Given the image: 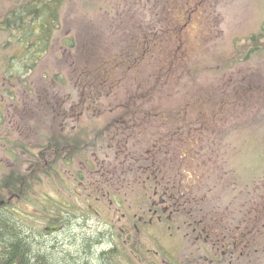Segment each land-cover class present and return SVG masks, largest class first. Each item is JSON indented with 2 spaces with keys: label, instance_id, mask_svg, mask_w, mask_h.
<instances>
[{
  "label": "flooded vegetation",
  "instance_id": "obj_1",
  "mask_svg": "<svg viewBox=\"0 0 264 264\" xmlns=\"http://www.w3.org/2000/svg\"><path fill=\"white\" fill-rule=\"evenodd\" d=\"M57 19L49 45L60 10ZM6 44L0 216L12 236L0 245V264H93L97 256L103 264H264V183L247 192L249 203H236L228 171L210 166L208 140L197 135L219 130L217 119L202 107L175 115L146 108L139 91L119 98L109 68L136 72L141 57L103 60L93 46L82 57L92 70L78 71L74 90L63 92L60 66L32 90L40 59L30 69L27 38ZM13 238L21 247L10 257Z\"/></svg>",
  "mask_w": 264,
  "mask_h": 264
},
{
  "label": "rangeland",
  "instance_id": "obj_2",
  "mask_svg": "<svg viewBox=\"0 0 264 264\" xmlns=\"http://www.w3.org/2000/svg\"><path fill=\"white\" fill-rule=\"evenodd\" d=\"M20 1L0 0V68L12 54L4 18ZM60 22L54 43L28 76L32 90L52 80L59 66L63 92L74 90L78 71L92 70L83 68L82 58L92 46V54L104 51L103 60L122 52L140 56L136 72L109 68L113 83L120 79L113 87L119 98L139 91L136 102L172 114L183 106L196 114L202 107L220 127L197 135L208 140L210 166L228 171L236 203H249L254 196L247 192L263 189L264 47L248 58L243 54L252 45L249 36L264 25V0H65ZM68 38L71 48L64 46Z\"/></svg>",
  "mask_w": 264,
  "mask_h": 264
},
{
  "label": "trees",
  "instance_id": "obj_3",
  "mask_svg": "<svg viewBox=\"0 0 264 264\" xmlns=\"http://www.w3.org/2000/svg\"><path fill=\"white\" fill-rule=\"evenodd\" d=\"M64 1L65 0H30L24 2V0H22L18 5L12 7L9 17L5 19L4 23L7 22L5 29L12 31L11 35L13 39L27 38L30 44L29 54L33 56V59L28 63L30 69L36 65V59L41 60L50 46L49 40L58 24V11H61ZM248 40L252 42V45H245L246 53L244 48L242 49L245 58H248L251 53H256L264 47V25L256 34L250 35ZM19 59L20 58H18V60ZM10 236H12V234L7 227V222L0 216V245L8 248ZM20 245L21 244L13 238V243L11 242L10 246L12 250L11 253H9L10 257L17 254L19 247H21ZM97 258L95 262L97 264H103L102 257L97 256ZM19 264L24 263L20 261Z\"/></svg>",
  "mask_w": 264,
  "mask_h": 264
}]
</instances>
